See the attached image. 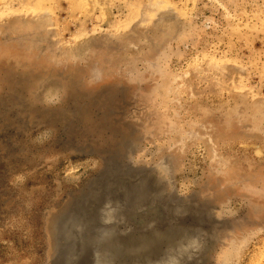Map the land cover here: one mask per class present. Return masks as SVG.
Wrapping results in <instances>:
<instances>
[{
  "label": "rangeland",
  "instance_id": "rangeland-1",
  "mask_svg": "<svg viewBox=\"0 0 264 264\" xmlns=\"http://www.w3.org/2000/svg\"><path fill=\"white\" fill-rule=\"evenodd\" d=\"M0 264H264V0H0Z\"/></svg>",
  "mask_w": 264,
  "mask_h": 264
},
{
  "label": "water",
  "instance_id": "water-1",
  "mask_svg": "<svg viewBox=\"0 0 264 264\" xmlns=\"http://www.w3.org/2000/svg\"><path fill=\"white\" fill-rule=\"evenodd\" d=\"M104 254V253H103ZM104 256V255H103Z\"/></svg>",
  "mask_w": 264,
  "mask_h": 264
}]
</instances>
